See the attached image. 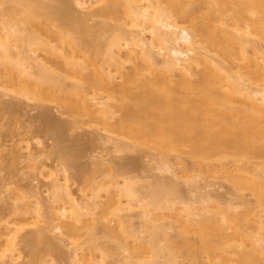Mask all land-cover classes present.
Here are the masks:
<instances>
[{
    "label": "bare ground",
    "instance_id": "obj_1",
    "mask_svg": "<svg viewBox=\"0 0 264 264\" xmlns=\"http://www.w3.org/2000/svg\"><path fill=\"white\" fill-rule=\"evenodd\" d=\"M73 2L85 17L9 0L11 21L0 14V90L52 100L72 117L101 116L107 131L136 146L190 160L188 181L221 175L254 202L240 195L233 204L197 183L190 186L196 199L182 200L173 161L162 162L171 181L141 189L123 179L121 186L117 171L108 185L89 182L90 198H79L63 166V181L48 175L47 198L33 189L7 206V216L0 209V262L18 264L24 252L26 264H264V0ZM3 104L19 111L0 94ZM50 119L44 132L57 142L52 152L72 167L79 154L69 159L62 143L75 123ZM123 139L107 141L124 154L130 146ZM8 155L13 167L18 155ZM27 157L44 176L37 157ZM97 168L113 169L102 162ZM29 218L42 226L21 233Z\"/></svg>",
    "mask_w": 264,
    "mask_h": 264
},
{
    "label": "rangeland",
    "instance_id": "obj_2",
    "mask_svg": "<svg viewBox=\"0 0 264 264\" xmlns=\"http://www.w3.org/2000/svg\"><path fill=\"white\" fill-rule=\"evenodd\" d=\"M1 1L2 0H0V14L3 13L5 15L4 20L9 22L12 18L11 15L8 16L11 5L9 3V0H3L2 2ZM29 1L30 3L32 2L35 6L40 3L47 4L53 12L63 10L64 13L72 14L76 18H83L85 17L84 15H86L85 13L80 11V9L75 5L73 0H67L70 1L68 2V6H61L59 3L54 2L52 0ZM14 15L15 14H13L12 16ZM16 15L15 17H17ZM19 18L23 19L22 15ZM100 22L101 20L99 19L89 24L90 26H95V24H99ZM30 32H32V28ZM68 82L69 81H67V83ZM0 92L4 102L7 101V103L13 102L20 104L19 111L16 114L9 112L5 108V104L0 105V159L1 161H3L0 167V209H4V211L2 212L4 216H7L8 211L5 210H7L8 205L14 203L16 205H18L17 203L20 204L22 201L21 198H23L24 196L28 198L33 189H36L38 193L40 192V196L42 198H47L49 195V193L47 192V187L49 184L48 175L51 172H55L57 173L56 177L59 178L58 180L63 181L62 174L64 172L63 169L65 170L63 166L69 168H67V172L69 173L68 184L72 192L79 198H83L85 193V195L90 198L92 188L88 186L89 182L92 181V185L95 182L98 184L108 185L111 179L110 177L115 175L117 171L118 172L115 179L121 183V186L123 184V179H127L133 185H137L141 189L145 188L149 183H152L154 180L167 182L171 181L173 177L169 173L167 167L163 166L162 162H174V166L173 164L171 165L172 170L178 172L176 173L178 177H181L182 175L181 179L176 180L178 181L177 189L182 200H184L183 197H185V199L188 197L191 199V201H194L196 199L197 195H194V193L190 192V190L192 188V183H197L200 185V187H203V193L210 191L214 192L217 197L219 196L230 203L232 202L233 204H236L240 199V195L244 198L245 201L250 203L254 202L253 197H251L247 191L242 194L236 193L231 187V185H229L226 178L221 177V175L220 177L217 176V178H213L212 180V178L208 176H206L205 178V175L202 173L197 175L196 172H191V175H193V173L197 175L194 179L196 180V182H194V180L193 182H190L191 178L188 181V179H186V176H184V171L186 168H189L190 160H186L185 157H181V155L179 154H163L153 149H146L139 145L136 146L132 144L129 140L127 141V139H123L122 135H120V137L118 136L119 134H113L115 132L107 131L103 127L104 123L101 116H98L97 118H89L87 116H82V119L81 116L80 118L72 117L73 115H69L65 110L62 111V108L52 100L49 101L47 99H38L37 101L34 100V98H29L30 100H28V98L26 99L22 96H18L13 92H2L1 90ZM48 117L51 118V121H54L56 123L58 122V124L62 125L63 127H67L72 122L75 123L74 128L63 131L65 140L62 143L63 152L68 154L69 159H72L70 156V152L71 154H79V157L76 159V163L74 166L72 165L71 167V164L68 165L65 160L53 154L52 151L57 145V142L55 143V141L49 138L44 132L47 127L46 120L48 119ZM107 136L113 137L112 142L115 140V138L123 139L130 146V149L124 150V154L121 152L116 153L115 151H113V143H108L109 141H107ZM103 139L107 142H104ZM38 142H41V145H39ZM26 148H28V150ZM10 150H14L15 153L18 155V161L13 167H11L12 159L8 157V153ZM28 153L31 155L34 154L37 157V163L39 164L38 166L41 169H44V176L37 175L38 170H33L30 167V163L27 157ZM99 162H102L104 166H109L110 164V167H113V169L109 168L110 170H108V172H106L104 169L103 172H101L100 170L98 171L96 170V168ZM94 171L95 174L93 173ZM119 175L120 177H118ZM112 179L114 178L112 177ZM209 183L212 186L210 188H207L206 185ZM11 189H14L13 193L10 191L12 194L9 192V190ZM105 193L104 191H100L102 202L106 199ZM87 196L84 198L86 199ZM16 197L18 199H15ZM26 197H24L25 199L23 200H26ZM14 199L17 200V202ZM176 202L178 203L177 199ZM138 210L140 209H137V212H139ZM26 222L27 223L26 225H24V230L21 233H24L25 231L27 233L29 231L31 232L36 227L41 225L39 223V225L34 226L36 225V223L32 221V218H29ZM132 222L134 224L132 226V229L138 232V230H140L139 218H133ZM172 234L174 237V233ZM96 238L98 239L97 242L99 244H103L106 241L104 237H101L99 235H96ZM84 239L85 238H82V240ZM172 240L176 243L180 242L178 238H172ZM191 240L194 243L196 239L195 237H193V239ZM82 242L80 240V243ZM107 244L109 245V249H113L114 246L111 241H108ZM109 251H111L110 253H113L112 250ZM182 252L185 251L183 250ZM21 255V259L19 258V261L17 260L19 262L18 264H26L25 262H28L29 258L24 252H22ZM182 257H186V252L183 254ZM49 260V258L48 261L46 259L44 264H50ZM112 260L109 259L108 261L104 262V264L114 263V260ZM57 262L56 264H65L63 261ZM185 262L188 263V261ZM0 264L6 263L0 262Z\"/></svg>",
    "mask_w": 264,
    "mask_h": 264
}]
</instances>
